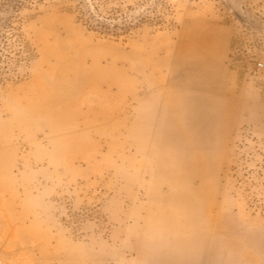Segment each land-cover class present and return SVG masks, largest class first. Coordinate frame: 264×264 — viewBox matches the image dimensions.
Segmentation results:
<instances>
[{
	"label": "rangeland",
	"instance_id": "obj_1",
	"mask_svg": "<svg viewBox=\"0 0 264 264\" xmlns=\"http://www.w3.org/2000/svg\"><path fill=\"white\" fill-rule=\"evenodd\" d=\"M86 2L139 23L105 36L76 0H0V32L20 34L0 83V264H264V70L246 75L264 0ZM97 71L106 97L85 102ZM88 111L99 146H52Z\"/></svg>",
	"mask_w": 264,
	"mask_h": 264
},
{
	"label": "crops",
	"instance_id": "obj_2",
	"mask_svg": "<svg viewBox=\"0 0 264 264\" xmlns=\"http://www.w3.org/2000/svg\"><path fill=\"white\" fill-rule=\"evenodd\" d=\"M228 39V37H227ZM232 41V36L227 41V45L229 42V45ZM195 65V64H194ZM88 74V73H86ZM91 79L87 82H84V88L82 90V98L86 101H97L102 100L106 97L104 93H101V75L100 72H92L91 73ZM86 80V79H85ZM157 92H156V101H157V109H161V113H164L165 110L160 108L163 105L165 106V102L169 100V94L166 92V82L164 76H158L157 78ZM80 85V84H79ZM78 86L75 87V90L78 91ZM168 85V84H167ZM87 87H92L94 90L90 94L84 93V90ZM175 87V86H174ZM72 92V91H71ZM66 94V97L68 100L71 99V97L74 95L73 93ZM76 99L81 97V94L77 92ZM85 105L89 106L88 104L84 103ZM85 109V108H83ZM88 117H87V116ZM77 117H80L79 120H76V125L74 126V129L68 130V126H60L56 124V138L52 137V140L56 142V144H52V146L58 148V147H65L68 148H80V149H86V148H92L95 145H92V143H97L96 146H99L101 143L100 135L99 133L104 131V127L102 126L105 122L104 118L102 116H97L91 114L90 111L86 112V114L79 113ZM107 124V123H106ZM68 130V131H67ZM68 163V161H66Z\"/></svg>",
	"mask_w": 264,
	"mask_h": 264
},
{
	"label": "trees",
	"instance_id": "obj_3",
	"mask_svg": "<svg viewBox=\"0 0 264 264\" xmlns=\"http://www.w3.org/2000/svg\"><path fill=\"white\" fill-rule=\"evenodd\" d=\"M76 10L79 12L80 20L89 26L91 29L98 31L105 36H121L122 34H130L139 20L137 18L128 21H120V16L126 17V14L120 8L105 9L100 8V5L93 2L87 3L86 0H76ZM8 21V20H6ZM4 21L5 28L0 32V83L5 81L8 67L14 65V57L12 52L16 51L12 42L9 43L10 34L20 38L18 28L15 26L12 19ZM9 31V32H7Z\"/></svg>",
	"mask_w": 264,
	"mask_h": 264
},
{
	"label": "built area",
	"instance_id": "obj_4",
	"mask_svg": "<svg viewBox=\"0 0 264 264\" xmlns=\"http://www.w3.org/2000/svg\"><path fill=\"white\" fill-rule=\"evenodd\" d=\"M243 40H244L243 35L239 36L236 39V43L232 49L231 59L233 61L236 60V58L239 54H242V53L249 51V49L246 46L240 44V42ZM246 60H247L246 61V69H247L246 75L253 77L254 75H257L261 71L264 70V60L263 59H258L257 57L249 56L246 58Z\"/></svg>",
	"mask_w": 264,
	"mask_h": 264
}]
</instances>
